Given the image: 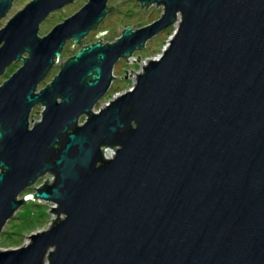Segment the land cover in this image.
Segmentation results:
<instances>
[{
	"label": "water",
	"instance_id": "95a60500",
	"mask_svg": "<svg viewBox=\"0 0 264 264\" xmlns=\"http://www.w3.org/2000/svg\"><path fill=\"white\" fill-rule=\"evenodd\" d=\"M72 1L31 0L0 29V76L23 62L0 85V234L47 173L31 197L56 204L0 264H264V0H139L164 13L112 43L100 32L38 89L66 41L113 8L88 0L39 36ZM177 21L132 87L94 111L115 63Z\"/></svg>",
	"mask_w": 264,
	"mask_h": 264
},
{
	"label": "rangeland",
	"instance_id": "374dc122",
	"mask_svg": "<svg viewBox=\"0 0 264 264\" xmlns=\"http://www.w3.org/2000/svg\"><path fill=\"white\" fill-rule=\"evenodd\" d=\"M31 0H13L12 6L5 16L0 18V29L6 25L8 20L21 10ZM88 0H73L63 7L53 10L39 26L38 35H46L56 24L62 22L65 18L73 15L78 11ZM108 0L109 8L113 7L103 20L93 28L87 36L82 40V43L73 44L72 39L66 41L62 55L63 57L57 61L52 67L46 77L39 83L38 89L43 88L50 83L55 75L58 74L63 64L70 56L74 55L82 46L94 43L99 40L96 37L100 32L107 31L100 35L101 43H112L116 41L121 35V27L123 30L128 26H134L135 29L145 26L153 21L159 19L164 13L163 5H146L142 6L139 0ZM119 2V3H118ZM147 7V10H146ZM178 25L174 24L157 35L150 38L145 48L134 51L130 57L120 58L114 66V78L110 88L106 94L96 103L94 111H98L101 107L109 103L114 97L120 93L131 88L136 81L137 74L142 70V67L148 57H157L162 53V50L167 45L169 38L172 36ZM74 45V47H72ZM23 56H28L25 52ZM127 59L129 61H127ZM22 65V61H15L11 63L5 72L0 76V85L10 77ZM43 106L37 104L33 107L30 113V124L37 122L42 115ZM85 116L80 118L84 121ZM53 175L48 173L38 179L33 185L26 188L21 194L22 196H29L33 194L37 187L41 186L48 178ZM52 202L41 199H28L26 203L22 204L13 214V216L6 222L0 234V247L5 249L17 248L27 244L30 241V235L37 231L46 229L53 219L56 217L54 212H51Z\"/></svg>",
	"mask_w": 264,
	"mask_h": 264
},
{
	"label": "built area",
	"instance_id": "2783aa9c",
	"mask_svg": "<svg viewBox=\"0 0 264 264\" xmlns=\"http://www.w3.org/2000/svg\"><path fill=\"white\" fill-rule=\"evenodd\" d=\"M106 155H108V157L112 156V154L114 153L112 150L111 151H106ZM48 174V173H47ZM46 175V174H45ZM53 179V176L51 178H49V181H51Z\"/></svg>",
	"mask_w": 264,
	"mask_h": 264
},
{
	"label": "flooded vegetation",
	"instance_id": "af4514ba",
	"mask_svg": "<svg viewBox=\"0 0 264 264\" xmlns=\"http://www.w3.org/2000/svg\"><path fill=\"white\" fill-rule=\"evenodd\" d=\"M11 6H12V5H11ZM13 16H14V15H13ZM1 45H2V44L0 43V46H1ZM24 57H26V56H24ZM62 57H63V55H62ZM70 57H71V56H70ZM22 64H23V62H22ZM6 69H7V68H6ZM6 69H5V70H6ZM4 72H5V71H4ZM4 72H3V73H4ZM8 78H9V77H8ZM43 110H44V107H43ZM43 110H42V112H43ZM29 119H30V117H29ZM30 127H32L31 124H30ZM108 151H111V150H108ZM19 198H20V197H19Z\"/></svg>",
	"mask_w": 264,
	"mask_h": 264
},
{
	"label": "bare ground",
	"instance_id": "6f19581e",
	"mask_svg": "<svg viewBox=\"0 0 264 264\" xmlns=\"http://www.w3.org/2000/svg\"><path fill=\"white\" fill-rule=\"evenodd\" d=\"M178 24H179V21L176 22V25H178ZM28 198H29V199L32 198V197H31V194L28 196Z\"/></svg>",
	"mask_w": 264,
	"mask_h": 264
},
{
	"label": "trees",
	"instance_id": "16d2710c",
	"mask_svg": "<svg viewBox=\"0 0 264 264\" xmlns=\"http://www.w3.org/2000/svg\"><path fill=\"white\" fill-rule=\"evenodd\" d=\"M98 26V25H97Z\"/></svg>",
	"mask_w": 264,
	"mask_h": 264
}]
</instances>
